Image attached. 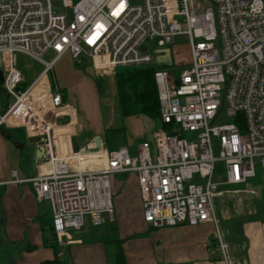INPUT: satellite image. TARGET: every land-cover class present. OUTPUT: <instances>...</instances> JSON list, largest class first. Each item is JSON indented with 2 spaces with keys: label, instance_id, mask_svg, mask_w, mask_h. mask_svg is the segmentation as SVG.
Instances as JSON below:
<instances>
[{
  "label": "built area",
  "instance_id": "obj_1",
  "mask_svg": "<svg viewBox=\"0 0 264 264\" xmlns=\"http://www.w3.org/2000/svg\"><path fill=\"white\" fill-rule=\"evenodd\" d=\"M55 1L71 10L69 21L51 8ZM203 1L204 8L202 0H0V129H21L42 149L37 161L49 172L27 181L35 198L52 206L58 244H71L69 230L86 219L95 227L104 216L112 220V175L136 177L142 221L152 229L216 228L213 200L221 189L253 179V160L264 169L263 0ZM179 35L188 40L189 63L156 68L155 50ZM151 40L153 53H141ZM18 55L41 67L23 90ZM64 55L89 60L99 75L154 67L160 127L134 154L101 145L99 163L81 169L84 149L58 143V130L73 126V110L50 79ZM222 115L228 122L216 124ZM11 176L18 181L15 171ZM215 236L224 254L218 230Z\"/></svg>",
  "mask_w": 264,
  "mask_h": 264
},
{
  "label": "crops",
  "instance_id": "obj_2",
  "mask_svg": "<svg viewBox=\"0 0 264 264\" xmlns=\"http://www.w3.org/2000/svg\"><path fill=\"white\" fill-rule=\"evenodd\" d=\"M62 58L65 62L59 63ZM60 60L52 72V80L59 87L64 104L74 110L70 114L72 129L68 126L66 130H58L61 131L57 134L58 143L76 153L91 148L93 138L99 136L102 148L106 149L101 135L91 137L88 122L80 121L76 115L77 111L83 113L87 107L86 91L80 100L74 101L67 95V89H73L75 85L68 65L71 57L64 55ZM180 64L183 63H177ZM92 86L93 82L86 89L91 90ZM79 90L82 94L84 87ZM121 119L123 141L118 149L125 147L131 154L136 152L138 144L149 141L158 128V124L142 115ZM60 121L66 124L69 120L64 117ZM80 133L84 138L79 142ZM23 135L18 139V134H14L15 140L6 139L8 134L0 135V264H41L53 260L62 264H113L114 248L104 244L113 227L117 239L122 240L125 264H264V169L260 168L251 179L253 184L225 186L223 188L229 187L227 191H230L225 192L222 188L223 192L217 197L219 219L224 223L231 222L233 230H218L225 246L224 254L218 248L216 228L212 224L161 229H152L145 224L133 174H115L110 178L118 194L113 201L111 221L104 216L103 223L95 227L86 219L79 231L69 230L71 244L53 245L50 236L52 206L49 202L38 201L27 181L37 174L49 172V167L35 159L36 143H25L29 138ZM9 145L18 151L17 155L7 154ZM96 155L81 157L80 168L99 163ZM13 171L17 174L16 182L11 176Z\"/></svg>",
  "mask_w": 264,
  "mask_h": 264
},
{
  "label": "rangeland",
  "instance_id": "obj_3",
  "mask_svg": "<svg viewBox=\"0 0 264 264\" xmlns=\"http://www.w3.org/2000/svg\"><path fill=\"white\" fill-rule=\"evenodd\" d=\"M72 1L73 3H75L78 0H72ZM263 3H264V0H263ZM201 5H202V8H204L206 5H208V3L202 0ZM51 8L57 13L65 14L67 17V21L70 20L71 10H69L68 8H63L60 1L53 2L51 4ZM154 46H155V40L144 42L139 47V51L141 53L152 54L154 51ZM169 49L171 51L173 67H179L177 63H183V64H180L181 66H185L186 64L189 63L190 55H189V49H188V40L185 36H182V35L176 36L174 38L173 43L170 45ZM49 58H50V55L46 57V59H49ZM72 61H73V64H71ZM62 62H65L63 58L60 60L59 63H62ZM71 62H68V65L71 67L70 69L71 78L75 85L73 89H70V88L67 89V95L71 97V99L74 101L77 100L78 98L80 100L81 99L80 97L86 91L85 92L86 95L84 98L87 101V107L84 108L83 113H81V110L80 112L77 111L79 114H77L76 112V115L78 116V118L80 117V121L86 120L88 122L89 130L92 132V135L90 134L91 137L95 135H101V137L103 138L105 135L106 129H119L120 126H122V119L119 117L117 107H116L115 92H114L115 90L113 86L114 85L113 77H114L115 72L111 74H107V75L106 74L99 75L93 72L90 66L91 65L90 61L87 59H83L80 62H76L71 59ZM17 67L23 73L24 80H25L24 84L20 86V89L22 90L25 87H27V83H31V81L37 76V74L41 70V67L39 65L30 61L29 59H27L26 57L22 55L17 56ZM95 80H101L102 88L104 90L102 96L99 95L96 88L94 89ZM89 82L90 83L93 82V86L91 87V90L86 89V86L90 84ZM83 87H84V91L81 94L82 91L79 89L80 88L83 89ZM1 101H2V98H1ZM3 110H4V107H3ZM226 122H228V120L225 119L224 116L222 115L219 118V120L216 121V124L226 123ZM155 123L158 124V127H160L159 120H157V122ZM5 129H0V135L3 134V136H5L6 133H8V131L14 132L17 130H21V129H14V128H5ZM17 132H14L13 134H16ZM22 133L24 134L23 130H22ZM83 138H84V135L80 133L78 136V141L79 142L82 141ZM117 140H118L117 141L118 143L115 144L114 142L113 144L117 146L121 145L123 141L121 133ZM26 141L27 142L25 143L27 144L37 143V140H32V139L31 140L28 139ZM8 148L9 149L6 151L7 154H10V155L13 154V156H15V154L16 155L18 154V151L14 150L13 147H10V145ZM22 162H24V159L21 161V165H22ZM253 164H254V170L258 174L260 170V165L257 162V160H253ZM88 167H91V165H89ZM253 182L254 180H251V181L249 180L248 183L253 184ZM223 189L225 190V192L230 191V190L227 191L229 187L223 188ZM110 190H111V200H112V206H113V201L115 200L118 194L116 195L114 184L111 179H110ZM213 206L215 209V215L217 217V223H218L216 230L222 231L225 228H230L231 231H233L231 222L224 223L223 221H220L219 219L220 204L217 198L213 200ZM109 252L110 254L112 253L110 247H109Z\"/></svg>",
  "mask_w": 264,
  "mask_h": 264
},
{
  "label": "trees",
  "instance_id": "obj_4",
  "mask_svg": "<svg viewBox=\"0 0 264 264\" xmlns=\"http://www.w3.org/2000/svg\"><path fill=\"white\" fill-rule=\"evenodd\" d=\"M78 67V66H77ZM154 67L152 65L130 66L117 69L114 73L113 82L115 86V101L118 114L121 118L130 116L142 115L150 120L157 122L159 120L156 88L153 81ZM52 80V74L50 76ZM53 82V80H52ZM95 88L99 95L102 96L104 90L101 80H95ZM26 84V83H25ZM30 83H27V86ZM64 101V97H63ZM1 129H5L2 127ZM6 130V129H5ZM123 127L119 129H106L105 135L102 138L103 145L109 151L118 149L115 145ZM18 131V132H17ZM18 139L24 137L22 130H17ZM14 132L8 131L11 139L14 137ZM115 142V144H113ZM50 236L53 240V245H57L53 231L50 227ZM105 245H111L114 248L113 264H125V260L121 251L122 240L117 239L115 227L109 231V236L104 241ZM41 264H62L59 260L47 261Z\"/></svg>",
  "mask_w": 264,
  "mask_h": 264
},
{
  "label": "water",
  "instance_id": "obj_5",
  "mask_svg": "<svg viewBox=\"0 0 264 264\" xmlns=\"http://www.w3.org/2000/svg\"><path fill=\"white\" fill-rule=\"evenodd\" d=\"M154 61H155V67L156 68H168L172 66V56H171V51L169 48L165 49H160L155 51V56H154ZM2 84V77H1V68H0V85ZM6 139H10V136H7ZM101 148V141L99 136H95L93 138V146L91 148H88L84 150L82 153L83 154H92V153H98L99 149ZM43 156V151L41 148L36 149L35 152V159L36 160H41Z\"/></svg>",
  "mask_w": 264,
  "mask_h": 264
},
{
  "label": "bare ground",
  "instance_id": "obj_6",
  "mask_svg": "<svg viewBox=\"0 0 264 264\" xmlns=\"http://www.w3.org/2000/svg\"><path fill=\"white\" fill-rule=\"evenodd\" d=\"M92 154H96V153H92ZM85 156V154H82V157H84Z\"/></svg>",
  "mask_w": 264,
  "mask_h": 264
}]
</instances>
